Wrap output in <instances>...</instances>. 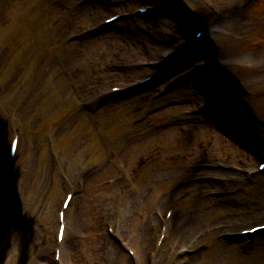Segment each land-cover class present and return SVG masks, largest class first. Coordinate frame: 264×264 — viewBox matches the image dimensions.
I'll return each instance as SVG.
<instances>
[{"label": "rangeland", "instance_id": "374dc122", "mask_svg": "<svg viewBox=\"0 0 264 264\" xmlns=\"http://www.w3.org/2000/svg\"><path fill=\"white\" fill-rule=\"evenodd\" d=\"M148 1L153 0L127 2L120 0L119 7L129 10L134 5ZM185 1L193 11L197 10L196 17H199L200 22L201 17H205L200 11L201 8L215 12H229L225 21L211 16L207 19L215 26L213 37L219 43V47L211 53L207 62L212 59L217 60L224 65L223 68L228 76L226 80L215 78L216 90L228 89L233 81L248 86L246 92L233 97L230 100L232 104H228L237 111L236 115L240 122L236 118L233 121L237 122L241 129L238 132L248 134L252 146L241 149L237 144L226 139L224 140L226 145L229 148L231 146L228 150L231 155L228 153L222 156L213 155L211 150L209 156H202L207 159V164H203L204 161L198 159V163L205 166L202 168L197 167V164L187 158V155L191 154L187 152L201 142L205 143L204 149H207L208 142L203 137L204 129L206 132L209 128L218 131L219 127L214 124L209 125L207 115L201 119L194 115L190 117L187 116L189 113L183 105L174 108V101L176 99L180 101L184 96L180 91L173 92L169 98L165 97L155 102L153 98L158 92V87H153L137 95L133 98L134 101H125V103L114 101L108 102L107 105L104 103L101 106L102 111L91 114L86 112L88 111L86 109L80 110L75 102L64 103L67 90L81 85L83 76L70 77V72L74 68L86 70L88 74L96 69L100 61L103 68L109 64L108 62L129 61L125 52L124 59L108 58L107 53L102 55L103 49L107 52L110 41L88 46L75 43L71 47H61V45L55 47L53 40L63 37L65 31L63 24L68 21L70 11L62 10L61 0L59 3L57 0H0V12H4L6 17L10 15L7 25L0 24V32L7 37L8 49H11L9 56L6 57V62L9 64L6 77L10 80L6 87L10 88L0 98V123L3 122L2 117L5 113L14 114L22 102L30 99L31 94L33 96L36 94L33 106L31 104L30 109L23 111L24 120L17 126L22 134V148L17 169L27 172V183L21 178L19 184L22 187L26 183V188H22L20 194L14 190L0 195V242L8 239L6 249L0 257V264H47V255L50 257V263L53 264L52 241L57 227L55 212L65 192L71 188L68 183L75 164L79 161L86 162L94 174L87 175L83 197L73 205L68 215L67 238L69 242L71 240L73 249L79 247L80 251H86L87 254L82 252V256L87 257L89 264H95V259H92L94 257L98 259L97 264H130L126 254L110 261L107 250L110 246L105 247L110 244L106 227L118 223V216L129 219L126 227L125 224L123 225L125 236L139 252L140 257H144L147 248L143 251L139 239L142 227H145L146 221L150 218L155 220L156 213L165 209L164 207H167L174 196L186 194L190 198L181 202L176 209L177 217L173 224L175 232L181 233V236L191 234L193 238L203 228L210 227L216 233L215 236L205 240L207 247L203 248V253L194 258L178 259L170 264H183L182 261H188L187 264H264V235L259 237L257 247L243 249L239 248L240 242H225L219 239L224 233L220 228L236 227L240 223L236 221L240 218L249 219L264 214V174L255 178L250 184H245L243 173L246 168L257 166L258 151L264 153V73L253 72L242 75L240 71L243 64L249 62H253L259 68L264 67V44L254 46V42L259 40L264 42V0L253 1L251 6H254V9L249 12L240 11L247 9H237L239 13L226 10L225 5L231 4L232 0ZM233 1L237 6L243 4V0ZM67 2L71 1L64 0L63 4ZM180 6L182 0L179 2L178 13H188L184 8L180 10ZM83 17V15L76 16L73 22L78 23ZM218 22L219 24L216 25ZM173 23L166 24L167 26L162 28L169 43L181 37L177 26L171 25ZM136 24H139V21ZM141 36L143 35L139 38ZM143 37L151 42L155 41L147 35ZM111 44L115 43L111 42ZM132 48L126 46L129 51ZM163 48L165 46L158 48L156 52L162 51ZM49 49L53 52L49 54L50 56L45 55ZM139 53L142 54L141 51L134 52L135 55ZM145 57L142 54L136 60ZM205 61L204 59L202 64H205ZM69 62L72 64L67 66ZM58 72L65 76L60 78V81L53 77ZM141 75H143L142 70L122 74L104 70L99 77L101 79L107 77V81L97 83L98 92L109 88L116 82L115 80L130 81ZM213 77L217 76L213 75ZM199 95L197 103L202 100L203 94ZM104 106L107 107L102 109ZM79 112L82 113L78 114ZM243 121L247 123L243 124ZM172 123L179 133L173 131L175 134L168 138H160L163 130H167V124L172 128ZM68 124L73 127L65 129ZM11 128L9 126L0 136V153L8 142ZM151 132L155 134L153 138L145 137ZM156 146L158 148H155ZM183 152L186 153V157ZM149 156H153L154 159L147 163L143 171L133 174L132 168L137 159ZM162 158H168L172 162L166 164L163 160H159ZM223 167H226V171L237 170L232 176L226 174L220 176V173L215 171L222 170ZM123 174L127 175V179L132 178L135 183L134 191H130L127 197L122 195L120 189L107 190L115 188L108 187L111 182L125 180ZM195 174L198 177L207 174V178L208 174H212L214 180L209 181L214 183L207 181L198 183ZM218 178L227 184L212 186L217 185ZM233 179L237 181L236 190L231 188ZM193 183L199 185L194 186ZM210 188L223 189L234 194L222 199H204V192ZM138 190L140 191L137 192ZM186 190L198 195L185 193ZM132 194L138 195L132 196ZM142 196H144L143 201ZM160 198H163V201L156 206L158 203L156 201ZM80 210L83 211L81 214ZM102 210L108 211V215L99 227L95 224V214ZM84 212L88 215L86 222L83 221ZM191 215L196 218L194 221H189L191 223L187 227V232L182 220ZM231 222L234 223L229 226L221 225ZM80 232L84 236L90 235L87 241ZM157 233L158 230H155L151 235V242L155 241ZM104 237L108 238L106 242ZM174 243L175 236L172 233L165 248V259L164 261L161 259L158 264H166V261L171 259L173 251L176 250L173 249Z\"/></svg>", "mask_w": 264, "mask_h": 264}, {"label": "bare ground", "instance_id": "6f19581e", "mask_svg": "<svg viewBox=\"0 0 264 264\" xmlns=\"http://www.w3.org/2000/svg\"><path fill=\"white\" fill-rule=\"evenodd\" d=\"M171 22L172 21H176L177 20V18H176V15L174 14V13H172V15L170 16V19H169ZM223 20H227V19H223ZM219 24V22L216 24V25H218ZM215 28V26L214 25H212L211 26V29L212 28ZM218 27V26H217ZM158 29H159V27H158ZM187 29H189V27L187 28ZM153 33L155 34V35H157L158 36V38L154 41V40H152V42H151V45H152V49H153V51L154 52H156L157 51V49L158 48H160L164 43H165V38L164 37H162V35L160 36V34H161V32H160V34H159V32H158V30H156L155 28H153ZM128 36H131L132 37V35H131V33L130 32H127V37ZM120 38V40H121V34H119V33H116V32H112V33H109L108 35H106V36H101V37H99L97 40L95 39V40H92L93 41V43L94 44H96V43H98L99 44V42H101V43H104V42H107V41H115L116 39H119ZM140 39H143V38H140ZM97 45V44H96ZM200 50H198V48L196 47L195 49H194V47H192V48H188L187 50H185V51H183V52H180V54H173V55H171V56H169L168 58H167V60L165 61V62H167V68H166V70L168 71V70H170L173 66H177V65H180L181 63H187V60L189 61V62H191V63H194L195 62V65L193 64V67H192V71L191 70H185V66H183L182 68H181V71L183 72V74L184 75H180L179 77L181 78V77H183V76H186V72H192L193 73V70H195V69H200V67H203V65H204V67H205V65H206V63L205 64H203L202 65V61L204 60V57L206 58L207 56H209V54L212 52L211 51V49L210 48H208V47H200L199 48ZM199 52V55L196 57V54ZM202 56H203V59H202ZM208 63V62H207ZM195 74V78L198 80V81H200L201 83V85L199 86V85H197V81L196 80H194L193 81V83H192V85H195V86H198V87H200V89L199 88H196L195 86V89H196V91L198 90L199 92H202V90H203V92L206 90V91H212V90H214V88H215V78L217 79V80H226L227 78H228V76L226 75V71L224 70L223 71V69L221 70H217V71H214V72H212V76L213 75H216L217 77H211L210 76V71H209V77L208 78H205V77H202V76H204L205 74H207V73H203V71L202 70H199V72H197V73H194ZM193 76V75H192ZM194 87L193 86H188V87H186L184 90H185V94H184V96L183 97H181V102H187V104H191V103H194L196 100H197V94H196V91L194 90ZM202 89V90H201ZM176 100H178V99H176ZM222 102H224V101H222ZM224 105H223V107L224 108H227L226 106H225V103H223ZM221 109H223V108H221ZM233 109V108H232ZM232 113L234 114V115H236V113H235V110L234 111H232ZM209 115H211V114H209ZM204 128H206V127H204ZM154 135L155 134H153L152 132L150 133V134H148L147 136H145V137H147L148 139L149 138H153L154 137ZM23 170V169H22ZM20 171L19 169L17 170V175H16V178H15V180H14V182H17V180L18 179H20V178H22V179H25V182H26V178H27V172H26V170L23 172V171ZM26 172V173H25ZM27 183V182H26ZM26 183H24V185H22V187H21V184L17 187V188H15L14 186H13V184H12V186L10 187V188H13L12 189V191H14V190H17L16 191V193H19L20 194V191L22 190V188L24 189V188H26ZM9 188V189H10ZM9 189H7L6 191H4V193L6 192H8L9 191ZM138 191H140V190H138ZM137 193V192H136ZM133 195H138V194H132V196ZM100 205H101V203H99ZM98 204V205H99ZM83 212V211H82ZM107 212L106 211H103L102 210V212H99L98 213V218H97V220H96V222L99 224L100 223V221L101 220H103L105 217H107ZM87 216L88 215H86L85 214V212H84V215H83V219H86L87 221H88V218H87ZM83 221H85V220H83ZM126 223H127V221H126ZM125 223V224H126ZM155 223V220L152 218V219H150V220H148L147 222H146V225H145V227L143 226L142 227V229L143 228H145V232L143 233V231H144V229L142 230V234L140 235V237H141V240L143 241V243L144 244H146V242H147V240H148V237H149V235L152 233V231L154 230V226H152V224H154ZM188 225V224H187ZM186 225V226H187ZM150 230V231H149ZM86 235V234H85ZM113 245V246H112ZM117 246V244H115V243H113V242H111V246H112V249L113 250H111V248L110 247H108V252H109V259H110V261H112V260H117V255H118V247H116ZM78 249L79 248H75L74 250V252L73 251H68V250H66V253H65V261H66V263L67 264H69L71 261H72V258H73V260H78V262L80 263V264H82V262L81 261H83V260H85V259H87V257L86 256H84L81 260H80V257H79V254H81L82 252H84L85 254H87L86 253V251L84 250H82L80 253H79V251H78ZM83 254V253H82Z\"/></svg>", "mask_w": 264, "mask_h": 264}]
</instances>
